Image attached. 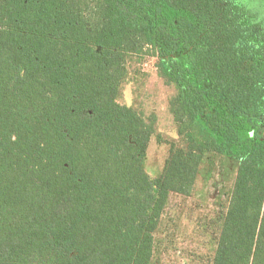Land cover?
I'll list each match as a JSON object with an SVG mask.
<instances>
[{
	"label": "trees",
	"instance_id": "16d2710c",
	"mask_svg": "<svg viewBox=\"0 0 264 264\" xmlns=\"http://www.w3.org/2000/svg\"><path fill=\"white\" fill-rule=\"evenodd\" d=\"M150 50L182 138L119 101ZM236 162L211 264H264V0H0V264H152L172 193Z\"/></svg>",
	"mask_w": 264,
	"mask_h": 264
},
{
	"label": "rangeland",
	"instance_id": "374dc122",
	"mask_svg": "<svg viewBox=\"0 0 264 264\" xmlns=\"http://www.w3.org/2000/svg\"><path fill=\"white\" fill-rule=\"evenodd\" d=\"M126 77L119 101L141 117L155 116V132L148 142L145 168L161 173L173 147L183 148L168 109L174 87L158 74L150 50L126 57ZM236 162L220 155L202 161L190 195L172 193L154 232L152 264H211L222 215L227 207Z\"/></svg>",
	"mask_w": 264,
	"mask_h": 264
}]
</instances>
